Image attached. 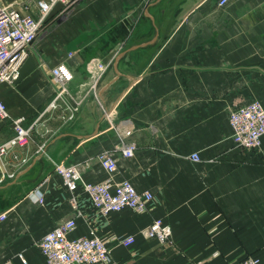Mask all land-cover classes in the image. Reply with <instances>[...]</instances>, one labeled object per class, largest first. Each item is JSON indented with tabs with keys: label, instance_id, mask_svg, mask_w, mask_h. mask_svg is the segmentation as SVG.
<instances>
[{
	"label": "crops",
	"instance_id": "obj_1",
	"mask_svg": "<svg viewBox=\"0 0 264 264\" xmlns=\"http://www.w3.org/2000/svg\"><path fill=\"white\" fill-rule=\"evenodd\" d=\"M218 2L93 0L59 29L41 31L19 80L0 85L10 114L0 119V143L15 135L12 118L24 116L28 127L40 117L9 154L15 177L0 183V264H47L40 239L73 217L71 236L94 230L110 248L108 264H230L250 255L264 264V135L261 149L240 148L229 122L240 105L264 106V0ZM114 20L127 31L133 23L139 36L128 32L94 87L97 62L113 56ZM61 63L74 74L71 95L42 115L58 88L51 69ZM68 105L78 107L71 120L63 117ZM124 141L136 143L133 156L121 153ZM103 152L117 158L116 180L153 193L147 211L103 215L55 171L59 162L77 163L86 180L102 181ZM155 218L170 225L172 242L143 234ZM128 235L135 241L125 245Z\"/></svg>",
	"mask_w": 264,
	"mask_h": 264
},
{
	"label": "built area",
	"instance_id": "obj_2",
	"mask_svg": "<svg viewBox=\"0 0 264 264\" xmlns=\"http://www.w3.org/2000/svg\"><path fill=\"white\" fill-rule=\"evenodd\" d=\"M78 1L36 0L34 5L27 6L26 9L13 2L4 4L0 1V85L3 83L14 85L19 80L22 66L29 57L42 27L56 11L66 10ZM228 1L219 0L218 4L223 6ZM114 59L115 57L112 56L106 63L97 62L96 70L91 73L95 79L94 87L97 86L98 80L111 66ZM51 74L53 80L58 84V88L42 115L46 111L57 109L63 102L64 95H71L68 87V83L74 78L71 68L67 64L61 63L51 69ZM77 108V105H68L63 117L67 120L73 119ZM9 118L7 105L0 99V119ZM39 119L40 117L26 127L24 116L12 118L11 123L15 135L0 143V183L15 177L16 170H11L8 162L9 154L27 141ZM229 122L233 131V140L238 147L251 151L261 149L264 135V106L260 101L253 100L232 109L229 113ZM136 147L134 141H124L120 147L121 153L126 157H131L134 155ZM191 158L194 161H199L200 155L194 152L191 154ZM98 160L107 172V177L102 181L86 180L77 163L59 162L55 165V171L62 177L64 185L70 192L81 189L87 194L97 211L103 215L124 209L141 213L147 211L153 199V193L149 190H138L128 178L115 179L118 162L114 153L103 152L98 155ZM27 162L28 158L23 157L17 161L15 167ZM31 194L35 201L40 203L44 201V195L39 188H36ZM71 201L76 207V199L72 197ZM1 218H4V214L1 215ZM75 227V217L66 219L40 239L38 246L47 264L110 263V248L107 243L94 230L90 235L72 237L71 232ZM142 232L162 244L172 242V229L162 218H155ZM134 241V235H128L121 240L125 245H130ZM17 256L23 263L27 262L22 252ZM1 264H11V261L8 260ZM230 264H262V262L258 256L250 255Z\"/></svg>",
	"mask_w": 264,
	"mask_h": 264
},
{
	"label": "rangeland",
	"instance_id": "obj_3",
	"mask_svg": "<svg viewBox=\"0 0 264 264\" xmlns=\"http://www.w3.org/2000/svg\"><path fill=\"white\" fill-rule=\"evenodd\" d=\"M4 4L7 3H15L17 6L26 9L27 6H31L34 5L36 0H1ZM93 0H79L78 2L72 4L69 6V8H66V10H59L56 11L51 18L48 20V22L42 27L41 31L44 32L46 29H48L49 31H53V30H57L59 29V26L63 25V20H65L66 18L70 17L71 14H73V12L75 10H78L80 8H86L88 7ZM147 8V7H146ZM145 9V4L141 3L140 6L135 7V17L138 16L139 14H141L142 11H144ZM128 10V9H126ZM113 57H117L124 49L125 46L127 45V42L124 41L125 40V36H127L128 32H130V35H132L133 37H135V40L138 39L139 36V32L137 30L138 27H136V25H134L133 23L130 24L129 29L130 31H127L126 29H124V25L125 23H123V21L121 20H114L113 21ZM133 24V25H132ZM41 33V32H40ZM142 34V33H140ZM40 35V34H39ZM137 35V37H136ZM145 36V35H144ZM132 39V38H131ZM111 50V49H110Z\"/></svg>",
	"mask_w": 264,
	"mask_h": 264
}]
</instances>
